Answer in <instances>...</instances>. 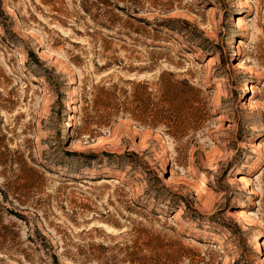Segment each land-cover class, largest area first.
Masks as SVG:
<instances>
[{
	"label": "rangeland",
	"instance_id": "obj_1",
	"mask_svg": "<svg viewBox=\"0 0 264 264\" xmlns=\"http://www.w3.org/2000/svg\"><path fill=\"white\" fill-rule=\"evenodd\" d=\"M0 187V264H264V0H0Z\"/></svg>",
	"mask_w": 264,
	"mask_h": 264
},
{
	"label": "bare ground",
	"instance_id": "obj_2",
	"mask_svg": "<svg viewBox=\"0 0 264 264\" xmlns=\"http://www.w3.org/2000/svg\"><path fill=\"white\" fill-rule=\"evenodd\" d=\"M237 24L239 25L240 22H237ZM239 27V26H238ZM239 69L246 71V65L244 63L239 64L238 66ZM244 91H246V84L244 85ZM68 109L69 106H67ZM72 122V116L71 114L68 115V121L65 122L66 123V127H70V123ZM65 133H67V131H65ZM67 135V134H66ZM166 150H163V153H165ZM259 169V164L258 163H254L252 166H250L249 170L247 171V174H252L254 172H256ZM212 173V167L209 163H205L202 165L201 167V173L199 174V176H196L192 182V184L187 183L185 185L190 186V197L192 199H195L196 201H200L204 190L206 188V183H205V176H207L208 174ZM169 174L172 175V171H169ZM237 182H239L242 185L243 190H248L250 189V180L248 178H246L245 176H239V178H237ZM236 215L240 218H246V213L244 211V209L242 208V206L239 207L238 210H236ZM171 220L175 221V222H179L182 220V217L180 216V214L178 213H173L170 216ZM261 238H262V234L257 233L256 234V238H255V245L254 248L258 251L261 250L262 248V242H261ZM264 260V259H263Z\"/></svg>",
	"mask_w": 264,
	"mask_h": 264
},
{
	"label": "trees",
	"instance_id": "obj_3",
	"mask_svg": "<svg viewBox=\"0 0 264 264\" xmlns=\"http://www.w3.org/2000/svg\"><path fill=\"white\" fill-rule=\"evenodd\" d=\"M117 9H119V10H122V9H120V7H116ZM186 84V83H185ZM0 196L4 199V200H6V194L3 192V190L1 189V187H0ZM182 200V202H183V204L185 205V206H187L188 204H189V202H187V200L186 199H181ZM10 215H13V216H15V217H19L18 215H17V213H13V212H11V211H7ZM181 217H182V215H181ZM183 219V218H182Z\"/></svg>",
	"mask_w": 264,
	"mask_h": 264
}]
</instances>
